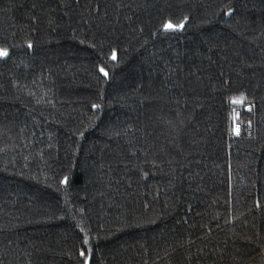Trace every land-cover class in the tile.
Instances as JSON below:
<instances>
[{"label": "trees", "instance_id": "obj_1", "mask_svg": "<svg viewBox=\"0 0 264 264\" xmlns=\"http://www.w3.org/2000/svg\"><path fill=\"white\" fill-rule=\"evenodd\" d=\"M0 51V264H264V0H0Z\"/></svg>", "mask_w": 264, "mask_h": 264}, {"label": "snow or ice", "instance_id": "obj_2", "mask_svg": "<svg viewBox=\"0 0 264 264\" xmlns=\"http://www.w3.org/2000/svg\"><path fill=\"white\" fill-rule=\"evenodd\" d=\"M177 27H183V25L175 26V25H172L171 23H168L165 25V30H175ZM4 55H7V53L4 51H0V56H4ZM113 58H115V55L113 56ZM101 71L103 72V69H101ZM243 99L244 98L241 97L239 99H233L231 102L233 104H240V103H243ZM85 243H87V241H85ZM81 255H84V253H81Z\"/></svg>", "mask_w": 264, "mask_h": 264}, {"label": "water", "instance_id": "obj_3", "mask_svg": "<svg viewBox=\"0 0 264 264\" xmlns=\"http://www.w3.org/2000/svg\"><path fill=\"white\" fill-rule=\"evenodd\" d=\"M231 105H232V106H241L242 103H240V104H233V103L231 102Z\"/></svg>", "mask_w": 264, "mask_h": 264}]
</instances>
